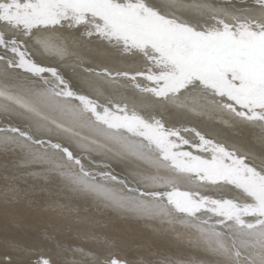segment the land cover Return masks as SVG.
<instances>
[{"label": "snow or ice", "instance_id": "1", "mask_svg": "<svg viewBox=\"0 0 264 264\" xmlns=\"http://www.w3.org/2000/svg\"><path fill=\"white\" fill-rule=\"evenodd\" d=\"M241 4L0 0V150L18 154L12 171L186 239L211 264H264V0ZM186 113L208 121L175 119ZM217 119L236 143L206 130ZM3 195L72 215L34 186ZM48 239L39 252L5 240L0 264H206Z\"/></svg>", "mask_w": 264, "mask_h": 264}, {"label": "bare ground", "instance_id": "2", "mask_svg": "<svg viewBox=\"0 0 264 264\" xmlns=\"http://www.w3.org/2000/svg\"><path fill=\"white\" fill-rule=\"evenodd\" d=\"M82 55L85 61L91 62V55L83 53ZM61 67L69 75L72 74V65H61ZM165 118H171V115L165 113ZM175 119L179 122L190 120L193 125L201 120L208 121V117H200L192 113H186L182 117L177 115ZM211 123L218 127H209L206 129L208 132L214 135L219 133L218 138L226 140L229 144L236 143L235 138L240 135L237 129L220 124L218 119ZM253 153L258 154L257 149H253ZM17 157L18 154L12 152L5 154L0 150V257H3L5 252L13 251L4 247L5 240L32 246L39 252L53 247V242L48 239V236L52 235L55 240L66 245H79L104 254L108 251H116L133 261H139L140 255H145V248L149 246L153 251L160 253L163 251L166 254L184 257L191 256L205 262L214 258L190 245L186 239H178L173 234L164 235L154 231L152 226L144 222L117 216L106 206L97 204L94 200L88 201V198L73 196L60 189L57 184L46 183L36 177L23 176L19 172L14 173L12 169L19 166ZM118 164L123 166L119 160H113L112 165L117 172H119ZM13 182L20 189L34 186L38 196L42 195L45 200L59 199L60 203L71 209L72 215L59 213L54 208L50 209L47 204L43 205L44 214L37 215L28 208L25 200L14 199L11 196L5 199L3 193ZM41 188L45 189L43 193H40ZM85 236L88 239H85ZM93 236L99 239H92ZM26 237L42 243L27 242L23 240ZM105 241L114 242V246L106 244ZM32 259H37V256L33 255Z\"/></svg>", "mask_w": 264, "mask_h": 264}, {"label": "rangeland", "instance_id": "3", "mask_svg": "<svg viewBox=\"0 0 264 264\" xmlns=\"http://www.w3.org/2000/svg\"><path fill=\"white\" fill-rule=\"evenodd\" d=\"M235 2H236V4H237V6L239 5V6H242V4H241V0H235ZM251 3H253V0H248V4H251ZM11 157V156H10ZM8 159H10V158H8ZM119 165V164H118ZM117 170H119V172H121V171H123V170H125L124 169V165L122 166V165H119V167H118V169ZM82 198V197H81ZM90 200H92V199H88V201H90ZM86 201V200H85ZM87 201V202H88ZM23 240H25V241H27V242H32V243H42V242H38V241H35L34 239H32L31 237H26L25 239H23ZM158 242V241H157ZM159 244H160V242H158ZM75 246V245H74ZM168 252V251H167ZM161 253H164L163 251L161 252ZM164 254H166V253H164ZM166 255H170L169 253L168 254H166ZM144 255H140V258L141 257H143ZM214 258H211V259H209V261H206V264H211V262H212V260H213Z\"/></svg>", "mask_w": 264, "mask_h": 264}]
</instances>
